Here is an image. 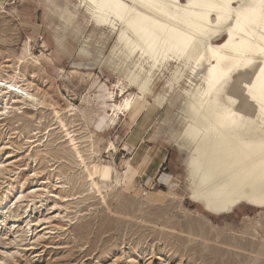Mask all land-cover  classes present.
I'll use <instances>...</instances> for the list:
<instances>
[{
  "label": "rangeland",
  "instance_id": "1",
  "mask_svg": "<svg viewBox=\"0 0 264 264\" xmlns=\"http://www.w3.org/2000/svg\"><path fill=\"white\" fill-rule=\"evenodd\" d=\"M0 7V264H264V209L215 216L188 197L176 140L204 67L165 62L143 95L124 72L144 78L148 65L135 53L116 70L117 27L94 32L79 0ZM242 73L221 86L217 107L261 127L237 90ZM132 97L137 105L117 111ZM129 142L153 165L166 154L156 176L139 177L150 165L136 171Z\"/></svg>",
  "mask_w": 264,
  "mask_h": 264
},
{
  "label": "bare ground",
  "instance_id": "2",
  "mask_svg": "<svg viewBox=\"0 0 264 264\" xmlns=\"http://www.w3.org/2000/svg\"><path fill=\"white\" fill-rule=\"evenodd\" d=\"M79 2L88 8L94 32L117 27L123 49L118 55L113 52L119 58L116 70L123 71L135 53L148 65L144 78L135 70L124 72L141 94L149 91L153 70L165 62L191 60L193 73L205 68L203 88L191 94L176 140L186 153L188 197L215 216L231 214L242 205L264 209V0ZM56 15L65 29L71 25L66 9ZM222 34L221 42H211ZM233 73H250L237 90L244 96V106L252 102L263 117L261 127L240 110L217 107L218 92ZM138 99L124 100L117 111L129 112Z\"/></svg>",
  "mask_w": 264,
  "mask_h": 264
},
{
  "label": "crops",
  "instance_id": "3",
  "mask_svg": "<svg viewBox=\"0 0 264 264\" xmlns=\"http://www.w3.org/2000/svg\"><path fill=\"white\" fill-rule=\"evenodd\" d=\"M1 1H3V0H0V2ZM132 134H133V132L131 131L130 135L127 138L128 141H129V139H131V135ZM140 142H141V140H140ZM140 142L135 143V144H132L131 142H129V143H131V145L134 146V149H133V152H132V157H133V155L135 153L140 152V153H138L136 161L133 162V165L135 166L136 162H138L137 166H136V171H137V168L139 167V165L144 164V165H142V171H141V172H143V168L146 167V164L148 163L150 165V167H148V169L145 171V174L141 173V175H139V177H147L148 175H152L151 173L153 171H154L155 176H156L158 174V170H157L158 167H160L162 165V163L165 162V160L167 159V156H166V154H164V157H163L162 161L158 165H153V161L155 162L156 160L155 159L152 160V161H150L149 159L146 160V158H145L146 148H144ZM121 152H123V154H122L123 156L122 157H124V158H129L131 156V154L128 151H125L124 149H121ZM125 154H126L127 157L124 156ZM152 165H153V167H152Z\"/></svg>",
  "mask_w": 264,
  "mask_h": 264
}]
</instances>
